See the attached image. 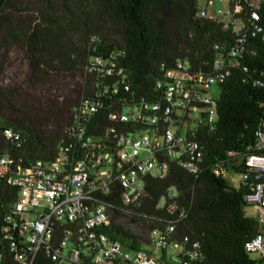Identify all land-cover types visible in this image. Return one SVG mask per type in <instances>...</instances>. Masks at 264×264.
<instances>
[{
    "label": "built area",
    "instance_id": "obj_1",
    "mask_svg": "<svg viewBox=\"0 0 264 264\" xmlns=\"http://www.w3.org/2000/svg\"><path fill=\"white\" fill-rule=\"evenodd\" d=\"M263 5L264 0H198L196 17L230 33L213 42L212 61L198 68L184 59L171 69L162 64L153 101L109 99L108 87L82 95L52 159L23 156L22 133L0 128V138L11 143L0 151V264H34L40 252L54 264H201L200 242L179 234L178 227L206 171L234 187L238 183L236 188L247 181L246 210L253 209L258 230L245 247L264 260V116L246 147L210 156L206 141L218 120L211 89L242 64L244 53L253 52L250 39H264ZM118 54L105 58L91 43L86 67L102 77L116 71L121 80H114V94L131 90L117 67ZM173 165L190 176L188 195L171 185L154 198L152 179H166ZM117 214L146 227L140 246L105 231L119 223Z\"/></svg>",
    "mask_w": 264,
    "mask_h": 264
},
{
    "label": "trees",
    "instance_id": "obj_2",
    "mask_svg": "<svg viewBox=\"0 0 264 264\" xmlns=\"http://www.w3.org/2000/svg\"><path fill=\"white\" fill-rule=\"evenodd\" d=\"M18 1L0 0V16ZM38 1L43 8L42 21L34 26L11 23L12 26L4 29L10 38L25 47L35 72L40 67H59L71 72L86 70L87 78L79 87L82 95L108 87V98L156 100L154 84L163 73L162 64L171 69L178 59H184L194 68L205 67V60L211 62L215 57L213 42H222L230 34L212 21L196 17L198 0ZM261 15L264 24V5ZM96 16L103 22H110L120 39L108 42L97 27L92 28L98 23L93 20ZM71 31L81 33L82 42L71 44L68 34ZM249 42L253 52L244 53L242 64L231 68V73L219 86L218 120L215 129L206 136L210 156L253 143L258 123L264 116L261 104L264 85L257 83L264 82V39L257 37ZM91 43L97 45L105 58L112 52L119 53L117 67L123 68L125 80L131 84L130 91L120 88L117 94L113 93L114 80H121L116 71L105 77L87 71ZM16 92L15 88L0 84V128L10 127L22 133L24 146L19 153L23 156L54 158L65 129L62 124L70 122L74 100L66 96L62 103L40 109L43 115L37 114L36 107V111L24 110L23 117L4 114L3 106L20 111L14 104ZM10 147L11 143L1 137L0 151ZM152 180L153 185L148 188L154 198L171 185L188 195L190 176L177 165L172 166L166 179ZM246 192L247 181L236 188L209 171L196 180L190 212L178 232L200 242L205 253L201 264L264 263L263 259L252 257L245 247L258 230L255 219L246 214ZM5 199L9 200L10 196L6 195ZM128 223L139 225L134 219ZM105 231L132 248L140 246L141 236L125 223L113 222ZM34 264L54 263L40 252Z\"/></svg>",
    "mask_w": 264,
    "mask_h": 264
},
{
    "label": "rangeland",
    "instance_id": "obj_3",
    "mask_svg": "<svg viewBox=\"0 0 264 264\" xmlns=\"http://www.w3.org/2000/svg\"><path fill=\"white\" fill-rule=\"evenodd\" d=\"M42 9L38 0H20L11 5L5 15L0 16V84L17 90L14 104L20 110L14 112L13 108L3 106L4 114H16L23 117L24 110L36 111V107L38 109L37 114L43 115L42 109L44 110L49 105L62 103L66 96L72 97L75 104L83 94V90L80 91L79 87L83 86L87 78L86 70L71 72L59 67H40L35 72L25 47L10 38L8 31L4 29L6 26H12L11 23L34 26L42 21ZM93 20L98 23L91 27H97L98 31L102 32L108 39V42L120 39L118 33L115 32V27L110 22H103L97 16ZM68 34L71 44L82 42L81 33L71 31ZM211 92L218 98L221 94V88L216 85L211 89ZM65 127L66 123H63L62 128ZM235 186L237 187L238 183ZM246 212L248 216L254 214L252 208H248ZM118 222L125 223L128 228L142 236L145 234V230L140 225L129 224V218L121 217ZM251 256L257 257L256 254Z\"/></svg>",
    "mask_w": 264,
    "mask_h": 264
}]
</instances>
